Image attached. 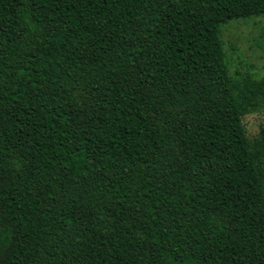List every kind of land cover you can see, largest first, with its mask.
<instances>
[{
    "label": "trees",
    "instance_id": "16d2710c",
    "mask_svg": "<svg viewBox=\"0 0 264 264\" xmlns=\"http://www.w3.org/2000/svg\"><path fill=\"white\" fill-rule=\"evenodd\" d=\"M264 0H0V264H264V79L220 37Z\"/></svg>",
    "mask_w": 264,
    "mask_h": 264
},
{
    "label": "rangeland",
    "instance_id": "374dc122",
    "mask_svg": "<svg viewBox=\"0 0 264 264\" xmlns=\"http://www.w3.org/2000/svg\"><path fill=\"white\" fill-rule=\"evenodd\" d=\"M220 37L230 73L249 71L256 79H264V13L230 20L221 27ZM244 123L250 137H254L264 124L263 98L248 110Z\"/></svg>",
    "mask_w": 264,
    "mask_h": 264
}]
</instances>
